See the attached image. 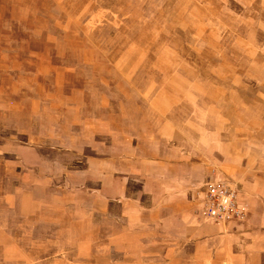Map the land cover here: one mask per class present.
<instances>
[{
    "label": "rangeland",
    "instance_id": "374dc122",
    "mask_svg": "<svg viewBox=\"0 0 264 264\" xmlns=\"http://www.w3.org/2000/svg\"><path fill=\"white\" fill-rule=\"evenodd\" d=\"M248 103L264 114V0H0V264H144L62 245L60 231L13 217L14 154L3 149L93 153L161 127L213 147L219 111L234 127ZM213 172L193 197L197 218L243 221L200 216L206 181L245 200Z\"/></svg>",
    "mask_w": 264,
    "mask_h": 264
},
{
    "label": "crops",
    "instance_id": "0c3cea01",
    "mask_svg": "<svg viewBox=\"0 0 264 264\" xmlns=\"http://www.w3.org/2000/svg\"><path fill=\"white\" fill-rule=\"evenodd\" d=\"M253 106L241 123L236 110L234 127L219 111L213 147H194L192 130L182 127H161L154 140L140 135L122 148L112 139L93 153L12 144L2 150L14 154L8 177L16 180L4 194L12 216L107 260L117 253L144 264H264V114ZM211 172L239 189L248 205L243 221L197 218L193 197Z\"/></svg>",
    "mask_w": 264,
    "mask_h": 264
},
{
    "label": "built area",
    "instance_id": "2783aa9c",
    "mask_svg": "<svg viewBox=\"0 0 264 264\" xmlns=\"http://www.w3.org/2000/svg\"><path fill=\"white\" fill-rule=\"evenodd\" d=\"M199 214L206 220H242L248 212L247 202L236 189L221 180L206 181L198 197Z\"/></svg>",
    "mask_w": 264,
    "mask_h": 264
}]
</instances>
